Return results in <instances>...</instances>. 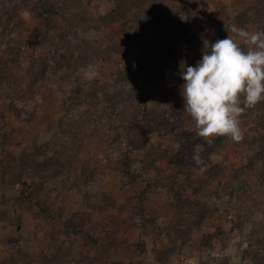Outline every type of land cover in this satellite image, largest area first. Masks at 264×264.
I'll return each mask as SVG.
<instances>
[{"label": "rangeland", "instance_id": "1", "mask_svg": "<svg viewBox=\"0 0 264 264\" xmlns=\"http://www.w3.org/2000/svg\"><path fill=\"white\" fill-rule=\"evenodd\" d=\"M64 1L49 3L57 9ZM76 1L79 25H67L59 43L58 31L45 39L34 2L13 31L19 55L4 43L8 34L0 44V64L6 74L15 70L16 98L28 109L27 117L12 110L0 76V264H255L264 233L249 239L252 221L244 237L232 228L264 201V103L241 115L239 141L218 137L208 148L183 101L173 102L171 118L159 112L169 79L138 65L150 50L125 40L112 1ZM168 8L173 35L193 29L188 16L200 18L201 43L202 34L213 43L236 39L233 27L264 31V0H180ZM176 41L179 60L195 66L201 49L188 56ZM33 62L37 77L27 75ZM46 63L47 72L39 68ZM90 64L98 75L87 80L81 69ZM128 157L143 174L132 183L124 179ZM85 173L96 190L80 199ZM216 232L204 246L202 237Z\"/></svg>", "mask_w": 264, "mask_h": 264}, {"label": "trees", "instance_id": "2", "mask_svg": "<svg viewBox=\"0 0 264 264\" xmlns=\"http://www.w3.org/2000/svg\"><path fill=\"white\" fill-rule=\"evenodd\" d=\"M2 1H5L2 3ZM113 3V11L111 12L112 17H116L122 25V30L125 33L126 41H135L140 46L148 48L150 52L148 53L147 59H145L144 63L138 64L143 67L147 66L151 72H153L157 79H169L168 85V96L165 99H157L159 112L166 114L170 118L173 115V110L176 108V105L173 102H178V100H182L180 96V85L183 81L179 77V57L177 56V46L176 40H179L185 46L183 47V51L186 55H191L195 53L194 50L203 48V43L198 39L200 34L199 22L200 18L197 15L188 16L192 19L191 27L193 29H189V27L181 28L176 31L173 35V31L170 29L168 31L169 22L172 20L173 9H162V6L166 2L175 3L180 0H111ZM188 1V0H186ZM36 2V7L41 11V14L44 18V23L46 30L48 31V36L45 38L47 41L50 40V36L55 35L58 31L59 35L53 37L57 43L61 40L62 32L67 25L77 24L79 25V19L77 16V1L76 0H65L57 9H52L49 3V0H0V44L2 39L6 37L8 34L9 37H6L5 40L10 38V41L4 42L9 44V46L14 50V53L18 54V50L16 49L15 41L12 39V35L16 31L17 28L24 25L25 20L23 19V12L28 11L31 5ZM79 7L83 5V1H79ZM168 20V22L166 21ZM168 23V24H166ZM221 26V31H222ZM14 31V32H13ZM175 36V37H174ZM221 37V35H219ZM175 40V44L173 43ZM64 40L61 42L63 44ZM117 45V44H115ZM119 46V45H117ZM185 47V48H184ZM174 48V50H173ZM192 48V49H190ZM118 49L123 50L121 47ZM59 52V50H58ZM60 53V52H59ZM15 57V56H14ZM13 62V61H12ZM35 65H39L38 63L33 62L30 69H28L27 75L29 77L35 76ZM48 65L42 67L40 65L39 68L44 69L46 72L48 71ZM18 69V68H17ZM143 70L147 71L146 68ZM7 71L3 64H0V76L6 80V83H9V86L5 84V90H7V103L15 111L17 114H21L24 116H28V109L26 104L22 103L20 99L16 98L17 89L15 88V83L12 81L14 78V71L8 68L9 73L6 74ZM5 72V73H3ZM41 72H39L40 74ZM8 80V81H7ZM11 86V87H10ZM120 95L119 88H113L111 95ZM118 100V99H117ZM113 103L119 107V103H116V100H113ZM264 103V102H262ZM261 103V104H262ZM110 104V103H109ZM260 104V103H259ZM258 104V105H259ZM153 108L154 105L150 104ZM114 111L116 109L113 108ZM158 110V109H157ZM3 127L0 123V137L3 136ZM218 141V137L211 138L207 140L208 148H211L214 143ZM115 143V141H113ZM55 150H59L58 152H62L64 148L54 147ZM57 148V149H56ZM142 151V149H140ZM147 155L149 157H157L152 152L147 151ZM128 163L126 165L127 171L124 172V179L128 182H136L143 174H140V171H137L136 168L133 167L134 161L128 157ZM28 164H26L27 166ZM89 173H85V178H81L80 187H79V197L80 199L86 198L89 194H93L95 192V187L92 185V181L89 182ZM89 177V178H88ZM30 191H28L29 193ZM26 200H31L32 195L27 194ZM257 212L259 215L251 213L246 215L245 213L242 216H239L237 223H234L232 228L233 231L238 230L240 234L244 235L246 224L250 221L253 223V229L249 233L248 237L251 240H256L260 234L264 233V201L261 203H257ZM137 219V225H140L141 222ZM231 230V231H232ZM220 236L219 232L213 234H207L202 237V243L204 246L210 248L215 240H218ZM264 238V237H263ZM264 239L260 240L258 244H263ZM248 252H244V257H246ZM255 264H264V254L261 255L259 252H255V256L251 259Z\"/></svg>", "mask_w": 264, "mask_h": 264}, {"label": "clouds", "instance_id": "3", "mask_svg": "<svg viewBox=\"0 0 264 264\" xmlns=\"http://www.w3.org/2000/svg\"><path fill=\"white\" fill-rule=\"evenodd\" d=\"M230 32L236 39L228 35L214 43L202 34V58L195 66L179 62L183 111L205 140L227 137L239 141L241 115L264 102V31L233 27ZM81 72L87 80L98 75L91 64ZM192 159L197 166L204 163L198 154Z\"/></svg>", "mask_w": 264, "mask_h": 264}]
</instances>
